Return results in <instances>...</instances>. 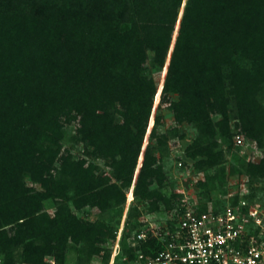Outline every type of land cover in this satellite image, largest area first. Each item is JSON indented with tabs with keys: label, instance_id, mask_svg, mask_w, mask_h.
<instances>
[{
	"label": "trees",
	"instance_id": "1",
	"mask_svg": "<svg viewBox=\"0 0 264 264\" xmlns=\"http://www.w3.org/2000/svg\"><path fill=\"white\" fill-rule=\"evenodd\" d=\"M182 124L204 211L235 127L264 147V0H0L1 264L108 263L131 190L113 264L155 255L170 235L138 238L139 218L179 209L166 157ZM241 164L257 196L264 155Z\"/></svg>",
	"mask_w": 264,
	"mask_h": 264
},
{
	"label": "built area",
	"instance_id": "2",
	"mask_svg": "<svg viewBox=\"0 0 264 264\" xmlns=\"http://www.w3.org/2000/svg\"><path fill=\"white\" fill-rule=\"evenodd\" d=\"M241 142L240 139L237 140ZM246 191V189H245ZM197 198L182 193L170 239L138 264H264V201L230 194L224 204L199 210ZM144 233L138 235L143 238ZM139 255V259H142Z\"/></svg>",
	"mask_w": 264,
	"mask_h": 264
},
{
	"label": "rangeland",
	"instance_id": "3",
	"mask_svg": "<svg viewBox=\"0 0 264 264\" xmlns=\"http://www.w3.org/2000/svg\"><path fill=\"white\" fill-rule=\"evenodd\" d=\"M166 67L162 71V73H156L155 77L158 80L159 83V91L156 95L154 106L152 110V117L150 120V125L148 128V132L152 126L153 123V114L155 112L158 100H159V94L161 90V81L163 79V75L165 74ZM161 115H162V127L160 128V131L166 130L174 125V122L172 120L171 112L168 110L166 105L161 107ZM184 132L185 136L183 138H179L178 136H173L171 133H169L167 138V167L169 170V176L171 178V182L173 186H175L176 190L184 193L186 195L193 196L198 199L197 193H198V186L197 182L199 180H203L205 177V173L201 170H197L193 165V160L189 159L185 155V147L190 143V141L195 137V130L187 125H180V132ZM147 135L145 136L144 141H147ZM240 139L241 142H238L237 140ZM227 142L222 143V148L226 149ZM231 148L229 150L225 151V160L219 165L225 167V174H226V184L221 185L218 181V184L215 188L211 190V198L214 200H217L222 205L224 204L226 197L230 194L238 195L241 193H249L252 195L254 191H251L250 185L252 184L250 181V177L247 173L244 172L245 165L241 164V161H250V162H257L261 157L264 155V147L259 148L256 141L246 138L243 134H241L238 129L235 127V134L233 135L231 141ZM70 145V144H69ZM78 148V146H76ZM142 160V159H141ZM166 162V161H165ZM138 166H139V159H138ZM236 168L234 171L233 168ZM212 171V170H211ZM213 171H216V168L213 169ZM212 171V172H213ZM137 172V171H136ZM29 185L31 183H28ZM35 187H39L37 184H31ZM257 187H259L261 190L257 193V198L260 197L261 200L264 201V179L262 181H259L258 184H256ZM132 189V188H131ZM246 189V191H245ZM252 192V193H251ZM133 198L132 190L129 193V196H127L126 203L124 205V210L121 216L120 225L118 228V233L116 236L115 241L109 242V249L110 252V259L108 263H104V261L101 258V254L94 255L89 262L85 264H113V260L116 254L119 253V245L118 240L121 233V230L123 228V221L127 213V209L129 208L131 199ZM198 201H200L198 199ZM202 202V201H201ZM215 201H208L206 202L207 205L214 206ZM216 203L218 206L219 203ZM138 204V202H137ZM47 209L49 212L53 211V207L48 204ZM96 208H93L89 211V214L87 215L90 219H95L97 217L96 215ZM172 217V213H163L161 214H144L142 215L139 220L143 224L144 236L153 234L160 237L164 230H166V219H169ZM1 264V261H0ZM51 264H54L53 261ZM64 264H79L76 260V254L74 252H70L66 259H64Z\"/></svg>",
	"mask_w": 264,
	"mask_h": 264
},
{
	"label": "water",
	"instance_id": "4",
	"mask_svg": "<svg viewBox=\"0 0 264 264\" xmlns=\"http://www.w3.org/2000/svg\"><path fill=\"white\" fill-rule=\"evenodd\" d=\"M163 77H164V75H163ZM160 85L162 86V81H161V84Z\"/></svg>",
	"mask_w": 264,
	"mask_h": 264
}]
</instances>
